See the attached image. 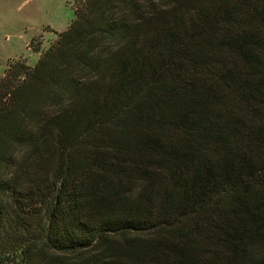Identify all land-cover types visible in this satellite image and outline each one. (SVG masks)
<instances>
[{
  "label": "trees",
  "instance_id": "1",
  "mask_svg": "<svg viewBox=\"0 0 264 264\" xmlns=\"http://www.w3.org/2000/svg\"><path fill=\"white\" fill-rule=\"evenodd\" d=\"M0 77V264H264V0H74Z\"/></svg>",
  "mask_w": 264,
  "mask_h": 264
},
{
  "label": "rangeland",
  "instance_id": "2",
  "mask_svg": "<svg viewBox=\"0 0 264 264\" xmlns=\"http://www.w3.org/2000/svg\"><path fill=\"white\" fill-rule=\"evenodd\" d=\"M74 0H0V77L14 61L32 67L70 24Z\"/></svg>",
  "mask_w": 264,
  "mask_h": 264
}]
</instances>
